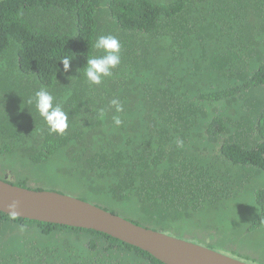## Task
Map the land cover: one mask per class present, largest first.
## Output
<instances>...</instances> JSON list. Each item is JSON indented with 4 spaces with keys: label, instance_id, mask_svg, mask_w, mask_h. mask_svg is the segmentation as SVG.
Segmentation results:
<instances>
[{
    "label": "trees",
    "instance_id": "16d2710c",
    "mask_svg": "<svg viewBox=\"0 0 264 264\" xmlns=\"http://www.w3.org/2000/svg\"><path fill=\"white\" fill-rule=\"evenodd\" d=\"M100 35L119 40L121 63L90 85L76 70L103 54ZM41 87L68 115L62 135L26 104ZM16 156L48 165L53 188L133 209L139 226L182 224L234 254L238 235L264 246V0H0V160ZM17 229L30 233L12 241ZM0 264L163 263L103 233L0 212Z\"/></svg>",
    "mask_w": 264,
    "mask_h": 264
},
{
    "label": "water",
    "instance_id": "95a60500",
    "mask_svg": "<svg viewBox=\"0 0 264 264\" xmlns=\"http://www.w3.org/2000/svg\"><path fill=\"white\" fill-rule=\"evenodd\" d=\"M13 200L17 202L18 218L103 233L150 254L163 264H246L204 246L139 226L86 201L0 180V212L11 216L7 205Z\"/></svg>",
    "mask_w": 264,
    "mask_h": 264
},
{
    "label": "rangeland",
    "instance_id": "374dc122",
    "mask_svg": "<svg viewBox=\"0 0 264 264\" xmlns=\"http://www.w3.org/2000/svg\"><path fill=\"white\" fill-rule=\"evenodd\" d=\"M49 168L48 165H31L29 164L27 161L20 159L19 157H8L6 158L4 161L0 160V180L7 182L9 184H14V182L8 180L4 175L6 173L8 174V177H13V178H17L19 181H23L26 183V187L27 189H44L45 191H51V189H53V192H57L60 194H64L67 196H71L83 201H86L92 205H95L99 208L105 209V205L101 206L99 204H96L94 202H92L91 200H86L83 198H80L79 195H82V192H85V189L82 188V185H78V184H65L63 185V183H65L63 180L58 179L57 183H55V185L57 186V184H59V187H55L53 188V184L54 181L50 182L52 179L54 178V176H52V174H49V171H46V169ZM10 177V178H11ZM56 178V177H55ZM57 190H62L61 191H57ZM71 193V194H68ZM106 203V207L107 208H112L114 209L113 211H118L121 212V215H124L125 219L130 220H136L138 222L143 223V218H140V216L138 214L135 213V211L132 209H130L127 206H119V205H115L112 204L108 201H105ZM116 211V212H117ZM128 217V218H126ZM130 218V219H129ZM132 222V220H131ZM145 224V223H144ZM182 224H173V225H167V229L168 230H174L175 232H166V231H161L159 230V232L164 233L168 236L171 237H175L181 240H185L197 245H201L204 246L206 248H209L211 250H214L220 254H223L225 256L234 258L236 260L242 261L246 264H254V261L256 260L255 264H258L257 261L258 259L263 260L264 261V246H259V248L256 246V239L257 236L261 237V235H257L255 234V236L253 235L252 238H255V240L253 241L252 239H248L246 238L244 235H238L237 237V245L233 246L230 248V251H235L236 254L229 252L225 249L222 250L221 247H214V246H206L204 243H202L200 240L196 239V238H190L191 236L188 235L186 233V230L183 231H176L178 230V227L181 226ZM147 228V227H146ZM188 227H185V229H187ZM151 229V228H149ZM16 234H11L8 235L12 241H17L19 239H21L22 237H24L25 235H28L30 233V231H28L27 229H17L16 230ZM158 231V230H157ZM203 233H208L207 230H203V229H199L197 230L196 235L200 236ZM225 242H229L232 237L228 238L225 237ZM240 255V256H239ZM241 256L248 258L250 260L244 259Z\"/></svg>",
    "mask_w": 264,
    "mask_h": 264
},
{
    "label": "clouds",
    "instance_id": "9594fccd",
    "mask_svg": "<svg viewBox=\"0 0 264 264\" xmlns=\"http://www.w3.org/2000/svg\"><path fill=\"white\" fill-rule=\"evenodd\" d=\"M93 48L101 51L103 54L87 56L86 66L82 70L77 69L76 71L78 73L83 72L86 81L90 85H99L103 78L112 76V70L121 63V44L113 35H100L95 39ZM73 59L74 56H65L60 60V64H62L65 73L69 71ZM55 99V96L48 89L41 87L26 100V104L28 106H34L36 112L45 121L50 133L62 135L69 127L68 115L59 103L54 102ZM110 106H114L117 113L124 110L123 105L117 99L111 100ZM99 115L103 118V109L99 110ZM113 123L119 126L121 124L120 118L114 116ZM10 177H7L10 181L12 179L17 180V178ZM7 208L9 214L15 219L17 202L15 200L11 201L7 205Z\"/></svg>",
    "mask_w": 264,
    "mask_h": 264
},
{
    "label": "flooded vegetation",
    "instance_id": "af4514ba",
    "mask_svg": "<svg viewBox=\"0 0 264 264\" xmlns=\"http://www.w3.org/2000/svg\"><path fill=\"white\" fill-rule=\"evenodd\" d=\"M9 173H6L4 176L7 178ZM10 175V174H9Z\"/></svg>",
    "mask_w": 264,
    "mask_h": 264
},
{
    "label": "bare ground",
    "instance_id": "6f19581e",
    "mask_svg": "<svg viewBox=\"0 0 264 264\" xmlns=\"http://www.w3.org/2000/svg\"><path fill=\"white\" fill-rule=\"evenodd\" d=\"M2 181V180H1Z\"/></svg>",
    "mask_w": 264,
    "mask_h": 264
}]
</instances>
